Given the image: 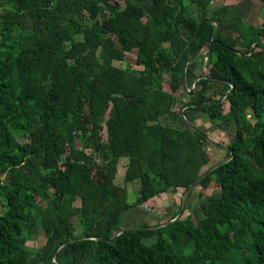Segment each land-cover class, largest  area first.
Returning a JSON list of instances; mask_svg holds the SVG:
<instances>
[{
  "label": "trees",
  "instance_id": "16d2710c",
  "mask_svg": "<svg viewBox=\"0 0 264 264\" xmlns=\"http://www.w3.org/2000/svg\"><path fill=\"white\" fill-rule=\"evenodd\" d=\"M259 1L260 25L253 0H0V264H264ZM195 114L230 127L225 163ZM170 194V220L123 225Z\"/></svg>",
  "mask_w": 264,
  "mask_h": 264
},
{
  "label": "rangeland",
  "instance_id": "374dc122",
  "mask_svg": "<svg viewBox=\"0 0 264 264\" xmlns=\"http://www.w3.org/2000/svg\"><path fill=\"white\" fill-rule=\"evenodd\" d=\"M117 1H118V3L121 6H124L126 4V0H117ZM253 1H254V5H253V9H252V14L249 17V21L254 23V24L260 25L263 22V19L258 14V12L260 10L261 3H260L259 0H253ZM235 2H237V0H214L213 6L214 7H219L220 5L225 4V3H229L230 4V3H235ZM101 16L102 17L106 16L105 10L102 11ZM263 42H264V39H263ZM205 51L203 52V57H205L204 56L205 53H206ZM202 58H201V60H203ZM126 63L131 65L134 70L138 71L140 69L139 66L134 65V57H133V55H128L127 56V60L125 61V63L116 62V65H119L120 67L121 66L124 67L126 65ZM204 63H205V61L203 62V64ZM203 71H206L205 66L202 67V68L199 67V66H196V68H195V72H196L195 74L196 75L202 73ZM192 79H194V78L191 77L190 81ZM189 85L190 86L192 85L191 88H193L195 86V82L193 81ZM179 107L180 106L177 105L174 108L175 113H177L179 111ZM192 121H193L195 126H197L200 129H202V131H205V133L208 136L209 141H212L213 143L218 144L219 147H220L219 149H213V148L209 149L210 162L208 164V167H211L214 164H216L217 162L224 160V151L221 148L226 143L229 142L230 134H228V133H229V131H231L230 127L227 126V124L222 125L221 126L222 128L221 127L220 128L219 127L216 128L215 126H214L215 128L213 126L211 127V125H210V123H208V121L206 122V120H204V118L202 116H199V115H196V114H195V116L194 115L192 116ZM173 124L174 125H179V122H178V119H177L176 115H175V118L173 120ZM221 130H224L225 132H223ZM88 145L89 146H87V151L88 152H92V150H93L92 146H90L89 143H88ZM123 164H124V162L122 161L120 163V167H122ZM121 175H122V168L119 169V173H118V177L120 176V179L119 178L116 179V182L118 184H122ZM137 188H138V182L137 181H133V182L128 183L126 185L127 199H128V202L130 204L133 203L135 201V199H136ZM210 188L211 189H198V190H194V191L192 190L193 194H191V196H189L185 200V203H184V206H183L185 208V210L182 211L183 215L191 213L194 216V218H196V219L200 218L201 214H200V212L198 210V204H199V202L201 200L206 199V197H204V198L200 197L199 198V197H196V195L199 192L204 193V195H206V196L210 195L212 193H213L212 195H215V192L217 190L215 188H212V187H210ZM180 195H181V193L178 194L179 197H180ZM179 197L176 200L174 198V196L172 194H170V195L164 196V198H160L158 200L160 202H158V203H156L155 200L151 201L149 203L150 205L148 207H146V209H139V210L135 209L133 212H128V214L126 213L123 216V219L125 220L123 225L124 226L137 225V224H140V223H143V222L151 223V222H154V220H155L154 217L160 216L162 214L165 215V216H164L163 219H161V222H165L167 220H170L172 208L175 209L181 203ZM182 198H183V196H182ZM166 202H168L169 205L166 204ZM159 204L162 206V208L157 209V205H159ZM182 205H183V202H182ZM165 212H166V214H164ZM42 241H43V236H42L41 231L33 228L30 231L29 239L26 241V244L28 246L36 247V246L40 245L42 243Z\"/></svg>",
  "mask_w": 264,
  "mask_h": 264
},
{
  "label": "water",
  "instance_id": "95a60500",
  "mask_svg": "<svg viewBox=\"0 0 264 264\" xmlns=\"http://www.w3.org/2000/svg\"><path fill=\"white\" fill-rule=\"evenodd\" d=\"M257 46H259V44H256L255 45V47H257ZM200 51H202V52H200V53H198V55L196 56V60H199V59H201L202 57H203V49H200ZM193 57V56H192ZM192 57H191V59H192ZM203 60L204 61H207V59L205 58V57H203ZM183 116V115H182ZM183 120H184V122H185V124L188 126V127H191V125L188 123V121L185 119V118H183ZM232 154H233V151H232ZM229 160V158H227V159H225V160H223V161H221L218 165H221V164H223V163H225L226 161H228ZM218 165H216V166H218ZM216 166H214V167H212V168H210V169H208L205 173H203V175L198 179V180H196L193 184H191L185 191H184V193H183V198H182V202H183V205H182V209H183V206H184V203H185V200H186V198H187V196L189 195V193L194 189V187L204 178V177H206L207 176V174L213 169V168H215ZM142 209H146V207H142ZM181 213H182V211L180 212V214H179V216L181 215ZM175 220V219H174ZM173 221V220H172ZM172 221H169V222H166V223H164L163 225H166V224H169V223H171ZM135 228V227H134ZM123 230V229H122ZM121 230V231H122ZM116 235H114V237H115ZM55 251L56 250H54V252L52 253V256H54V253H55ZM53 261V260H52Z\"/></svg>",
  "mask_w": 264,
  "mask_h": 264
},
{
  "label": "crops",
  "instance_id": "0c3cea01",
  "mask_svg": "<svg viewBox=\"0 0 264 264\" xmlns=\"http://www.w3.org/2000/svg\"><path fill=\"white\" fill-rule=\"evenodd\" d=\"M134 210L130 211V212H133ZM128 214V213H127Z\"/></svg>",
  "mask_w": 264,
  "mask_h": 264
}]
</instances>
